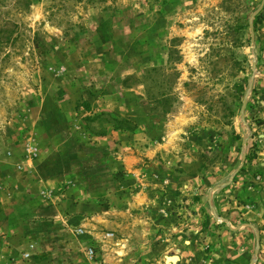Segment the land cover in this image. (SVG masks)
I'll return each mask as SVG.
<instances>
[{"label":"rangeland","instance_id":"rangeland-1","mask_svg":"<svg viewBox=\"0 0 264 264\" xmlns=\"http://www.w3.org/2000/svg\"><path fill=\"white\" fill-rule=\"evenodd\" d=\"M263 27L264 0H0V264H95L101 220L217 181L241 139L264 264Z\"/></svg>","mask_w":264,"mask_h":264},{"label":"crops","instance_id":"crops-1","mask_svg":"<svg viewBox=\"0 0 264 264\" xmlns=\"http://www.w3.org/2000/svg\"><path fill=\"white\" fill-rule=\"evenodd\" d=\"M259 37L260 48H264V27ZM242 133L245 138V131ZM244 147L241 139L240 147L233 148L227 172L220 173L217 181L210 180L202 187L177 185L179 178L170 172L163 176L168 178L169 185L153 187V191L140 190L131 208L141 215L149 211L148 216L144 214L129 222L120 212L115 222L101 220L100 230L113 233L115 238L90 231L89 236L96 240L89 245L96 251L93 263L254 264L261 213L245 207L251 199L241 198L246 188L236 183L240 176L230 179L239 167L236 163L241 157H237V152ZM157 209L165 211V216H159ZM172 257L175 260L168 261Z\"/></svg>","mask_w":264,"mask_h":264},{"label":"built area","instance_id":"built-area-1","mask_svg":"<svg viewBox=\"0 0 264 264\" xmlns=\"http://www.w3.org/2000/svg\"><path fill=\"white\" fill-rule=\"evenodd\" d=\"M78 234L79 235H83L84 234V230L79 229L78 230ZM105 238L112 239L113 238V234L112 233H106L105 234ZM86 255H87V257H88L89 260H91V261L95 260V258H96L95 248L92 247V246L87 247V249H86Z\"/></svg>","mask_w":264,"mask_h":264},{"label":"water","instance_id":"water-1","mask_svg":"<svg viewBox=\"0 0 264 264\" xmlns=\"http://www.w3.org/2000/svg\"><path fill=\"white\" fill-rule=\"evenodd\" d=\"M256 256H257V251H256ZM174 260H175L174 257H172V258H168V261H174Z\"/></svg>","mask_w":264,"mask_h":264},{"label":"bare ground","instance_id":"bare-ground-1","mask_svg":"<svg viewBox=\"0 0 264 264\" xmlns=\"http://www.w3.org/2000/svg\"><path fill=\"white\" fill-rule=\"evenodd\" d=\"M178 260V259H177Z\"/></svg>","mask_w":264,"mask_h":264}]
</instances>
